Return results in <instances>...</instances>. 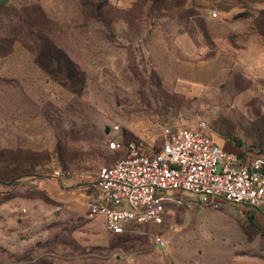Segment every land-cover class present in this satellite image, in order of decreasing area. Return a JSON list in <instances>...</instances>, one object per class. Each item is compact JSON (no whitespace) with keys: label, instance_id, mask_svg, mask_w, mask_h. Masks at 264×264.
<instances>
[{"label":"rangeland","instance_id":"obj_1","mask_svg":"<svg viewBox=\"0 0 264 264\" xmlns=\"http://www.w3.org/2000/svg\"><path fill=\"white\" fill-rule=\"evenodd\" d=\"M201 121L264 155V0L0 2V264H264L240 207L182 194L167 224L112 235L94 186L64 184L117 162L112 138Z\"/></svg>","mask_w":264,"mask_h":264},{"label":"built area","instance_id":"obj_2","mask_svg":"<svg viewBox=\"0 0 264 264\" xmlns=\"http://www.w3.org/2000/svg\"><path fill=\"white\" fill-rule=\"evenodd\" d=\"M217 16L215 11L210 14L212 19ZM196 127H160L157 148L141 141H107L106 147L122 158L99 169L87 217H102L112 235H129L149 223L167 224L172 206L187 203L182 194L196 196L203 206L244 205L264 215V155L228 153L216 144L205 122ZM154 241L165 244L159 235Z\"/></svg>","mask_w":264,"mask_h":264},{"label":"crops","instance_id":"obj_3","mask_svg":"<svg viewBox=\"0 0 264 264\" xmlns=\"http://www.w3.org/2000/svg\"><path fill=\"white\" fill-rule=\"evenodd\" d=\"M213 139L221 149H223L228 153L235 155H242L244 152H247L223 137L213 136ZM78 183H80V185H78ZM81 183H82L81 181L79 180L76 181V179L74 178L64 181V184H67L66 186H70V187L82 186L83 188H86L91 185L94 186V182H92L91 184L90 183L81 184ZM90 193L92 192L90 191ZM235 206L240 207L239 210L241 211V213H243V217H245V220L243 221V227L245 229H248V232H250V235L248 234L249 235L248 237L252 239V245L259 250L262 256H264V215L244 205H235Z\"/></svg>","mask_w":264,"mask_h":264},{"label":"water","instance_id":"obj_4","mask_svg":"<svg viewBox=\"0 0 264 264\" xmlns=\"http://www.w3.org/2000/svg\"><path fill=\"white\" fill-rule=\"evenodd\" d=\"M0 2H1L2 4H5V3H6V0H0ZM106 132L108 133V129L106 130Z\"/></svg>","mask_w":264,"mask_h":264},{"label":"trees","instance_id":"obj_5","mask_svg":"<svg viewBox=\"0 0 264 264\" xmlns=\"http://www.w3.org/2000/svg\"><path fill=\"white\" fill-rule=\"evenodd\" d=\"M121 158H122V156H121ZM121 158H120V159H121Z\"/></svg>","mask_w":264,"mask_h":264}]
</instances>
